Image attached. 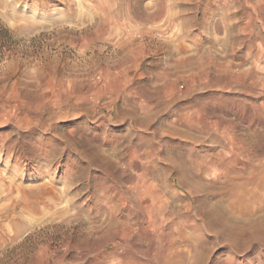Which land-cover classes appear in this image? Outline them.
Masks as SVG:
<instances>
[{
    "label": "rangeland",
    "instance_id": "1",
    "mask_svg": "<svg viewBox=\"0 0 264 264\" xmlns=\"http://www.w3.org/2000/svg\"><path fill=\"white\" fill-rule=\"evenodd\" d=\"M0 264H264V0H0Z\"/></svg>",
    "mask_w": 264,
    "mask_h": 264
},
{
    "label": "bare ground",
    "instance_id": "2",
    "mask_svg": "<svg viewBox=\"0 0 264 264\" xmlns=\"http://www.w3.org/2000/svg\"><path fill=\"white\" fill-rule=\"evenodd\" d=\"M235 184V183H234ZM243 184V183H242ZM236 187V186H235ZM232 189V188H231ZM236 190V189H235ZM235 194V193H234ZM236 196V195H235ZM231 197V196H230ZM217 198V197H216ZM234 199V198H233ZM219 203V202H218ZM206 204V203H205ZM220 204V203H219ZM222 204V203H221ZM220 204V205H221ZM211 206V205H210ZM218 206V205H217ZM208 207V206H207ZM225 207V206H224ZM209 208V207H208ZM212 210V209H211ZM250 210H251V208H250ZM217 211V210H216ZM262 211V210H261ZM219 212V211H218ZM223 212V211H222ZM235 213V212H234ZM251 213V212H250ZM223 214V213H222ZM218 215H219V213H218ZM238 218H239V216H238ZM231 220H232V218H231ZM250 220V219H249ZM231 222V221H230ZM257 223V222H256ZM247 225V224H246ZM234 226V225H233ZM239 226H241V225H239ZM219 227V226H218Z\"/></svg>",
    "mask_w": 264,
    "mask_h": 264
}]
</instances>
